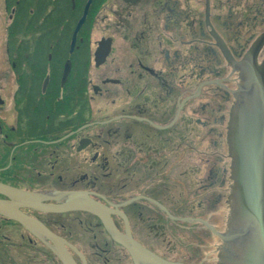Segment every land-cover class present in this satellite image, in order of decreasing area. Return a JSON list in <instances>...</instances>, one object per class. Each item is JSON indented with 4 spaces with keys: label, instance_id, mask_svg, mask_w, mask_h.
Here are the masks:
<instances>
[{
    "label": "flooded vegetation",
    "instance_id": "af4514ba",
    "mask_svg": "<svg viewBox=\"0 0 264 264\" xmlns=\"http://www.w3.org/2000/svg\"><path fill=\"white\" fill-rule=\"evenodd\" d=\"M25 1L3 0L0 183L28 198L0 203L31 222L0 213V264H229L231 117L264 67V0H72L59 32L57 0Z\"/></svg>",
    "mask_w": 264,
    "mask_h": 264
},
{
    "label": "water",
    "instance_id": "95a60500",
    "mask_svg": "<svg viewBox=\"0 0 264 264\" xmlns=\"http://www.w3.org/2000/svg\"><path fill=\"white\" fill-rule=\"evenodd\" d=\"M88 10L89 4L75 27L72 47ZM256 54L251 55L253 63ZM253 69L245 80L244 97L233 109L229 133L234 180L231 226L227 234L218 233L229 244V264H264V67ZM0 193L28 198L26 193L1 183ZM14 211L0 203V213L31 222Z\"/></svg>",
    "mask_w": 264,
    "mask_h": 264
},
{
    "label": "trees",
    "instance_id": "16d2710c",
    "mask_svg": "<svg viewBox=\"0 0 264 264\" xmlns=\"http://www.w3.org/2000/svg\"><path fill=\"white\" fill-rule=\"evenodd\" d=\"M24 3H26L25 0H23ZM12 3V2H11ZM27 3H29L27 5ZM26 3V8H27V11H28V7L31 6L30 4V1ZM57 10H59L61 12V15L58 16L54 22L55 24V30L56 32H59L60 29L63 27V29H70V30H73L74 29V24L76 23V21H71V20H67L65 21L64 19H59L61 17H63L64 15L68 14V12L70 10H72V0H57ZM12 4H15L14 2ZM21 21L19 22L16 17L15 19L11 22V25H10V28H9V46L12 47V46H15L16 45V42H17V34L19 33L18 31V26L20 25ZM23 24H24V21H23ZM33 21H28V23L26 24V29L28 27H33ZM89 23H86L85 27L88 25ZM12 49V48H11Z\"/></svg>",
    "mask_w": 264,
    "mask_h": 264
},
{
    "label": "rangeland",
    "instance_id": "374dc122",
    "mask_svg": "<svg viewBox=\"0 0 264 264\" xmlns=\"http://www.w3.org/2000/svg\"><path fill=\"white\" fill-rule=\"evenodd\" d=\"M10 22L8 16L5 13L4 10V3L3 0H0V58L2 57L4 51H5V42L7 38V32H6V26ZM92 33L93 38L99 37V22H93L92 23ZM2 61V60H1ZM10 87V86H9ZM13 88V85L11 84V89ZM10 89V94H2V97H12V91ZM1 91V90H0Z\"/></svg>",
    "mask_w": 264,
    "mask_h": 264
}]
</instances>
